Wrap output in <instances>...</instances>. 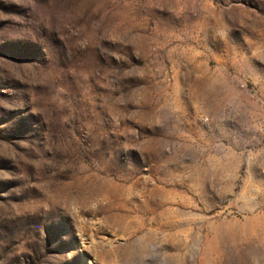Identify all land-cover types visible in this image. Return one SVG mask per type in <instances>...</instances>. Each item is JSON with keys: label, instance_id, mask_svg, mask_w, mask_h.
Returning <instances> with one entry per match:
<instances>
[{"label": "rangeland", "instance_id": "1", "mask_svg": "<svg viewBox=\"0 0 264 264\" xmlns=\"http://www.w3.org/2000/svg\"><path fill=\"white\" fill-rule=\"evenodd\" d=\"M0 264H264V0H0Z\"/></svg>", "mask_w": 264, "mask_h": 264}]
</instances>
